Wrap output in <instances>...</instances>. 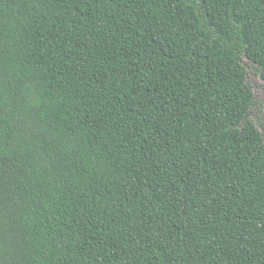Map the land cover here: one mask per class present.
Returning <instances> with one entry per match:
<instances>
[{
	"label": "trees",
	"instance_id": "1",
	"mask_svg": "<svg viewBox=\"0 0 264 264\" xmlns=\"http://www.w3.org/2000/svg\"><path fill=\"white\" fill-rule=\"evenodd\" d=\"M264 0H0V264H264Z\"/></svg>",
	"mask_w": 264,
	"mask_h": 264
},
{
	"label": "rangeland",
	"instance_id": "2",
	"mask_svg": "<svg viewBox=\"0 0 264 264\" xmlns=\"http://www.w3.org/2000/svg\"><path fill=\"white\" fill-rule=\"evenodd\" d=\"M243 62L249 72L248 81L254 90L255 103L251 108L250 117L255 121L258 128L261 130V132L264 135V106H262L260 102L256 99L260 87L264 85V80L258 79V77H260L261 75H260V68L257 64H255L254 62L250 61L247 58H244ZM252 70H255V72H253Z\"/></svg>",
	"mask_w": 264,
	"mask_h": 264
},
{
	"label": "snow or ice",
	"instance_id": "3",
	"mask_svg": "<svg viewBox=\"0 0 264 264\" xmlns=\"http://www.w3.org/2000/svg\"><path fill=\"white\" fill-rule=\"evenodd\" d=\"M253 72H255V70H252ZM258 79L260 80H264V74H261L260 77H258ZM256 99L260 102V104L262 106H264V85H262L259 89V93L256 97Z\"/></svg>",
	"mask_w": 264,
	"mask_h": 264
}]
</instances>
